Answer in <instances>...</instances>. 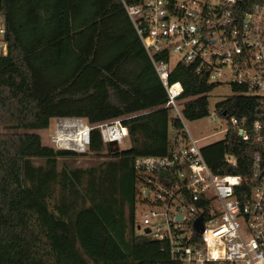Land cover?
<instances>
[{"label":"trees","instance_id":"16d2710c","mask_svg":"<svg viewBox=\"0 0 264 264\" xmlns=\"http://www.w3.org/2000/svg\"><path fill=\"white\" fill-rule=\"evenodd\" d=\"M142 1L0 0L10 41L0 58V127L9 130L0 133V264H180L164 241L136 231L135 161L167 155L170 126L183 127L164 108L167 89L125 7ZM178 81L185 118L208 116L216 86L182 62L170 73ZM218 108L253 121L258 101L235 95ZM128 116L130 146L93 129L88 150L110 157L87 168L68 163L80 153L45 145L36 132L56 118L95 125ZM256 149L231 130L203 153L215 173L247 175ZM226 153L236 167L225 166Z\"/></svg>","mask_w":264,"mask_h":264},{"label":"built area","instance_id":"2783aa9c","mask_svg":"<svg viewBox=\"0 0 264 264\" xmlns=\"http://www.w3.org/2000/svg\"><path fill=\"white\" fill-rule=\"evenodd\" d=\"M125 7L167 89L164 108L183 124L180 132L173 128L167 155L135 161L140 174L137 219L142 220L136 231L164 241V249L180 264H264V0H143ZM165 51L178 55L177 63L192 67L209 84L229 85L236 95L257 99L253 121L220 108L213 112L226 125L215 134L224 133L225 139L234 130L241 141L256 145L249 174H217L210 168L201 139L184 124L187 99L181 98L183 84L170 82L171 59H155ZM9 52L7 21L0 10V58ZM126 118L87 123V144L93 129L107 144L122 142L128 137ZM224 159L227 167L238 165L232 154Z\"/></svg>","mask_w":264,"mask_h":264},{"label":"rangeland","instance_id":"374dc122","mask_svg":"<svg viewBox=\"0 0 264 264\" xmlns=\"http://www.w3.org/2000/svg\"><path fill=\"white\" fill-rule=\"evenodd\" d=\"M178 61H179L178 55H172L171 56L170 62H171V65L173 67L177 64ZM208 95H209V103H210L209 111H210L211 115L206 116L202 119L194 120V121H190L187 119L184 120V124L187 126V129L189 130L191 135L197 139H201L200 145L202 147H205L207 145H210L212 143L220 141L224 138V135H225L224 133H217V134H215V133L226 128V125H224L220 122L219 113L216 112V114L213 115V112H215L216 109L218 108V104H220V103L230 99L231 97L235 96L236 93L234 92V90L232 89L231 86L220 85V86H216L214 88V90L211 91ZM180 103L182 104L183 102H179V104ZM212 116L216 117L215 122L212 121ZM66 120H69V121H65V120L59 119V118L58 119L57 118L52 119L49 128L36 131L37 133L42 135L43 143L45 145L53 146L56 149H70V150H74V151H76V149L79 148V150L76 152L80 153V155H78L75 158H71L68 160V163L73 167L87 168L88 166L94 165V164L110 157V155H108L107 149L103 152V154L101 156H96L95 154L91 153L88 150L89 144H87V143L85 145V148H83V147H79L77 144H75V142L69 143L67 141H63L64 144L62 142H56V139L59 135L58 134L59 131L62 134H70V133H73L76 130H79L81 128L85 129V131L87 130V123L88 122L86 119H66ZM71 120H73V121H71ZM70 123H74V124L76 123L77 127L76 126H72V127L67 126V124H70ZM8 131H9L8 129H6L4 127H0V133L8 132ZM169 134H170V137L173 134V127L172 126H170ZM66 144H68L70 147L63 146ZM130 144H131L130 138L127 137L122 142H116L114 144V146L118 147L119 149H125V148H128L130 146ZM137 208L139 209L140 205L138 206V204H137ZM138 209L136 212V216L138 215ZM140 224H142V220L139 217L137 219V225H140ZM137 234L138 235H144L143 230H137ZM148 237L150 238V236H148Z\"/></svg>","mask_w":264,"mask_h":264},{"label":"bare ground","instance_id":"6f19581e","mask_svg":"<svg viewBox=\"0 0 264 264\" xmlns=\"http://www.w3.org/2000/svg\"><path fill=\"white\" fill-rule=\"evenodd\" d=\"M61 119V118H60ZM63 120L65 121H69V120H66L63 118ZM73 121V120H71ZM67 126H76L77 127V124L75 123H70V124H67ZM58 137L56 139V142H62L63 141H67L69 143L71 142H75V144H77L79 147H83L85 148V145L87 143V139H88V131L85 129H79V130H76L75 132L73 133H70V134H62L60 131L58 133ZM64 144V143H63ZM65 147H70L68 144L66 145H63ZM72 148V147H71ZM82 148V149H83Z\"/></svg>","mask_w":264,"mask_h":264},{"label":"water","instance_id":"95a60500","mask_svg":"<svg viewBox=\"0 0 264 264\" xmlns=\"http://www.w3.org/2000/svg\"><path fill=\"white\" fill-rule=\"evenodd\" d=\"M114 143H116V142H111L110 144H114Z\"/></svg>","mask_w":264,"mask_h":264},{"label":"crops","instance_id":"0c3cea01","mask_svg":"<svg viewBox=\"0 0 264 264\" xmlns=\"http://www.w3.org/2000/svg\"><path fill=\"white\" fill-rule=\"evenodd\" d=\"M60 119V118H59Z\"/></svg>","mask_w":264,"mask_h":264}]
</instances>
